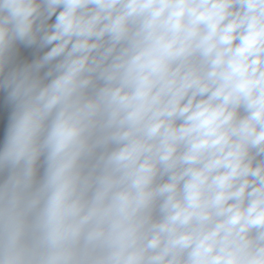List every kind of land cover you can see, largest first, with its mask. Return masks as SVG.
<instances>
[{"label":"clouds","instance_id":"1","mask_svg":"<svg viewBox=\"0 0 264 264\" xmlns=\"http://www.w3.org/2000/svg\"><path fill=\"white\" fill-rule=\"evenodd\" d=\"M0 264H264V0H0Z\"/></svg>","mask_w":264,"mask_h":264}]
</instances>
